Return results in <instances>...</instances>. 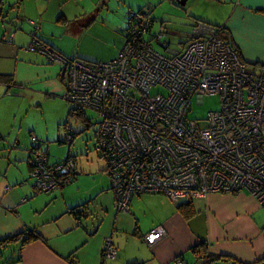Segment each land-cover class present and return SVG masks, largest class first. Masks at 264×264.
Instances as JSON below:
<instances>
[{"label": "built area", "instance_id": "2783aa9c", "mask_svg": "<svg viewBox=\"0 0 264 264\" xmlns=\"http://www.w3.org/2000/svg\"><path fill=\"white\" fill-rule=\"evenodd\" d=\"M32 21L31 46L67 67L65 96L101 116L95 145L106 159L120 209L127 210L132 196L144 191L163 192L179 203L209 191L246 189L264 205V72L247 70L216 24L197 20L180 49L171 48L160 32L156 37L167 50L162 51L148 36L150 11L131 10L118 54L98 60L57 51L39 37V24ZM156 85L167 91L155 90ZM205 93H218L220 105L199 124L188 110L193 97L199 102ZM41 145L29 147L32 175L39 189L48 191L72 179L76 157L51 161ZM166 232L158 224L145 238L153 243ZM117 252L108 236L104 256Z\"/></svg>", "mask_w": 264, "mask_h": 264}, {"label": "crops", "instance_id": "0c3cea01", "mask_svg": "<svg viewBox=\"0 0 264 264\" xmlns=\"http://www.w3.org/2000/svg\"><path fill=\"white\" fill-rule=\"evenodd\" d=\"M226 1L233 2L230 16L234 22L241 23L248 36L246 42L235 35L228 17L224 25L228 24L232 44L238 47L243 58L264 64V0H223L221 5ZM24 2L28 4L27 11L21 10ZM142 2H138V6ZM98 10L102 9L98 8L97 0L90 7L87 0H0V130L7 136L17 123V109H21H12L14 86L24 88L37 76L44 82H52L54 90L59 92L66 93L68 88L69 74L62 61L52 62V69L45 65L31 69L32 58L45 63L40 57L42 54L25 47L30 29L29 21L25 20L27 15L40 21L38 33L63 53V43L49 34L63 30L77 33L78 29L95 23L99 25L96 17ZM10 15L15 17L11 20ZM192 15L216 23L198 11H193ZM164 20L159 22L153 15L148 36L156 48L167 51L156 37L160 32L169 37L171 26ZM127 23H109L115 34L118 31L121 34L113 38L118 47H112L107 54L101 55L102 58L116 56L123 44ZM191 26L182 44L192 36L195 23ZM82 57L102 59L92 54ZM50 73L53 75L45 80L44 75L49 76ZM72 105L76 106V103L71 102L69 114L74 113ZM63 122L66 128L71 126L68 119ZM69 132L71 129L65 135L61 134L59 139L70 145L74 137L68 141ZM5 136L0 134V139ZM6 139L9 142L10 137ZM10 145L8 153L0 156V239L19 233L22 237L31 232L36 234L24 243L20 237L0 244L3 249L2 264H180V257L185 258L187 264H198L195 246L200 243L215 254L227 255L240 262H264V205L246 189L209 191L204 196H196L192 200L200 209L190 216L185 215L179 203L170 196L153 191L134 194L129 208L124 210L118 207L111 180L103 181L88 174L90 179L95 180L86 184L81 182L82 176L91 171L84 165L79 166L78 161L76 177L72 181L52 190H40L32 175V151L21 143L18 135L15 143L11 141ZM3 146H7L6 141H0V147ZM70 153L73 152L58 155L55 160ZM13 160L17 167L13 166ZM158 224H163L167 232L150 244L145 233ZM108 236L118 247L114 257L103 254ZM226 260L229 259L218 257L213 262L225 264Z\"/></svg>", "mask_w": 264, "mask_h": 264}, {"label": "rangeland", "instance_id": "374dc122", "mask_svg": "<svg viewBox=\"0 0 264 264\" xmlns=\"http://www.w3.org/2000/svg\"><path fill=\"white\" fill-rule=\"evenodd\" d=\"M141 1H143V4L138 6V2ZM222 1L223 0H187L185 3H182L179 0H97L98 8L102 9L96 12L97 24L99 25H96L95 23V25H89L81 28L80 30H76L78 31L77 33L71 32V34L66 30L61 32L59 31L56 34L49 32V36L63 43L62 45L65 49L63 54L65 55L82 57V55L92 54L102 58L101 55L107 54L112 47H114V49L118 47L113 38H117V35L120 36L121 34L119 31L115 34L112 25L109 23H118L123 21L125 24L128 22L129 10H138L143 7L150 11L152 18L153 15H155L157 21L160 22L161 19H165L164 21H167L170 24L171 27L169 28V37L166 38L167 36L164 35L162 40L168 42L171 40L169 45L173 49L182 48L185 43L184 42L182 44V41L187 38V35L189 34L188 31L190 27H192L191 23L196 24L197 19L202 20L193 16V11L200 12L203 17H206L208 20L216 22L217 24H224L229 17V24L232 26L233 33L242 37L247 42L248 36L245 34V28H242L241 23L237 20L234 22V18L230 16V9L233 2L229 3L226 1V3L222 6ZM26 5L28 4L25 2L22 4V11H27ZM87 5L89 7L94 5V0H87ZM18 6L20 5L18 4ZM190 11L192 12L190 13ZM57 13L58 12H56L55 15H57ZM32 19L37 21L39 25L41 24L36 17H29L27 15L25 20L29 21L30 24H28L30 25V29L26 35L27 38L25 40V47L29 50H34L35 52L42 54L43 56L40 55V57H43L45 64H41L32 58L31 69L33 66H37L39 68L41 65H45L46 68H50L52 62H55L56 64L58 61H55V59L52 60L44 51L31 46V42L33 40V30L35 29V24ZM70 25H72V23H70ZM227 25L224 26L223 37L228 42L233 43V39ZM157 43L159 46H162L159 42ZM49 45H51V43H49ZM120 48L121 46L119 47L118 52ZM55 49L57 51L59 50L56 47ZM163 49L165 50L164 47ZM81 52L85 54H81ZM118 52H116V55ZM244 60L247 70L252 72H264L263 64L250 59L244 58ZM53 73H50L49 76L44 75V79H50ZM54 86L55 85L52 82H49V80L44 82L37 76H35L31 82L27 83L24 88L19 85L14 86L16 90L12 93V109H17L16 107H20L21 109H17V123L14 128H12V133L7 136L6 132L0 130V134L2 136L6 135L5 137H2L0 141H6L7 143V146L0 147V156L8 153V147L11 146V141L12 143H15L18 135L21 139V143L27 145L28 147L37 141H42L41 148L48 152L51 161H54L58 155L65 156L68 151H71L74 154L78 151V154L76 155L78 157V165H84L90 168L89 171H91L90 173L87 172L86 175L82 176L81 182L83 184L92 183L95 180L93 178L90 179V177L87 176L88 174H93L97 179L99 178L100 180H107L110 182V175L105 169H102V167L106 165V159L100 154L95 145L97 142L96 131L101 120L100 114L96 109L89 106H78L76 112L69 114L71 101H69L65 96V91L59 92V90H54ZM154 89L167 91L165 87L160 85H156ZM219 105L220 96L218 93H205L203 100L199 102L197 101V97L195 95L188 110V117L196 118L199 124H204L206 123L208 111L218 108ZM3 110L4 109H2V111ZM14 113L15 112L12 114L13 116ZM77 114H79V116ZM61 119H68L71 126L66 128L64 122L61 123ZM29 128L33 129L29 130ZM70 129L76 132V135L74 136L73 142L69 145L67 141L60 140L59 136L61 134L65 135V132ZM33 133L38 135V138L35 140L32 136ZM6 137H10L9 142ZM12 163L14 167H17L14 160ZM18 167L21 168V164H19ZM115 193L116 198H118L117 192ZM167 196L169 197V195ZM193 204L196 207V210L192 214H197L200 206L195 202H193Z\"/></svg>", "mask_w": 264, "mask_h": 264}, {"label": "trees", "instance_id": "16d2710c", "mask_svg": "<svg viewBox=\"0 0 264 264\" xmlns=\"http://www.w3.org/2000/svg\"><path fill=\"white\" fill-rule=\"evenodd\" d=\"M130 14H131V10H129V13H128V23H127V25H126V28H125V37H124V41H123V44H124V42L126 41V38H127V36H126V34H127V32H128V30H129V28H130ZM210 23H212V22H210ZM213 24H216L219 28H220V31H221V33H222V35H223V29H224V24H217V23H213ZM38 35H39V37L41 38V39H43V41H45V42H47V40L45 39L44 40V37L42 36V35H40L39 33H38ZM224 38V37H223ZM225 40V39H224ZM225 41H227V40H225ZM228 42V41H227ZM230 43V42H229ZM48 44H49V42H48ZM230 44H232V43H230ZM233 45V44H232ZM234 46V45H233ZM52 47H54L53 45H52ZM122 47V46H121ZM235 47V49L237 50V52L239 53V55H240V57L244 60V58L241 56V54H240V52H239V49H238V47H236V46H234ZM55 48V47H54ZM72 57V56H71ZM81 57V56H80ZM84 58V57H83ZM88 59V58H87ZM245 61V60H244ZM255 61H257V62H259L258 60H255ZM259 63H261V62H259ZM261 64H263V63H261ZM264 65V64H263ZM77 108H78V105H76V106H74V105H72L71 106V111H73V112H76L77 111ZM71 132H72V138L75 136V132L74 131H72L71 130ZM96 135H97V131H96ZM68 140V139H67ZM72 140V139H71ZM68 141H70V140H68ZM69 155H74L75 157H76V166H77V156H76V154H74V153H70ZM68 155V156H69ZM67 157V156H66ZM34 157H32V160H31V164H32V166H31V168L33 167V165H34ZM64 158H62V159H59V160H63ZM59 160H56V161H59ZM106 164H107V162H106ZM106 167V166H105ZM76 177V169H75V171H74V173H73V175H72V179L70 180V181H72L74 178ZM111 185H112V183H111ZM112 187L114 188V186L112 185ZM114 190H115V188H114ZM144 192H150V191H144ZM144 192H141V193H144ZM153 192H159V191H153ZM161 193H163V192H161ZM137 194V193H136ZM179 207H180V209L185 213V215H187V216H190V215H192V213L193 212H195V210H196V207L194 206V204H193V200L192 199H190V200H186V201H183V202H179ZM36 233L35 232H31V233H29L28 235H26V236H23L22 237V233H19V234H13V235H10V236H7V237H5L4 239H0V244H7V242L8 241H10L11 239H19L20 237H22L21 238V242L22 243H24L26 240H28V239H30L31 238V236L32 235H35ZM151 244V243H150ZM201 245V243L200 244H198V245H196L195 246V250H196V255H197V260L199 261V263L198 264H214V260L215 259H217L218 257H221V258H224V259H229V260H226V263L225 264H264V262L262 263L261 262V260H255V261H253V262H240V261H238V260H235V259H231V258H229L230 256H227V255H222V254H215V253H213V252H211V251H209V250H207V248L206 247H203V246H200ZM2 248H0V264H2L3 263V260L1 259L2 258ZM118 253V252H117ZM114 257V256H113ZM187 264V263H186Z\"/></svg>", "mask_w": 264, "mask_h": 264}, {"label": "water", "instance_id": "95a60500", "mask_svg": "<svg viewBox=\"0 0 264 264\" xmlns=\"http://www.w3.org/2000/svg\"><path fill=\"white\" fill-rule=\"evenodd\" d=\"M180 2H182V3H185L187 0H179ZM9 14V12H7V15ZM15 16H13V15H10L9 16V19H13Z\"/></svg>", "mask_w": 264, "mask_h": 264}]
</instances>
